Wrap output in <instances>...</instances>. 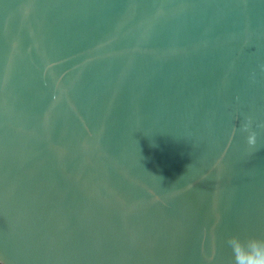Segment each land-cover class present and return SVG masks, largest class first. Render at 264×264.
<instances>
[{"label": "water", "instance_id": "95a60500", "mask_svg": "<svg viewBox=\"0 0 264 264\" xmlns=\"http://www.w3.org/2000/svg\"><path fill=\"white\" fill-rule=\"evenodd\" d=\"M2 264H264V0H0Z\"/></svg>", "mask_w": 264, "mask_h": 264}, {"label": "trees", "instance_id": "16d2710c", "mask_svg": "<svg viewBox=\"0 0 264 264\" xmlns=\"http://www.w3.org/2000/svg\"><path fill=\"white\" fill-rule=\"evenodd\" d=\"M0 264H2V263L0 262Z\"/></svg>", "mask_w": 264, "mask_h": 264}]
</instances>
